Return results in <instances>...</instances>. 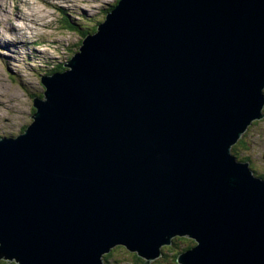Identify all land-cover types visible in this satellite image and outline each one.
Returning <instances> with one entry per match:
<instances>
[{
  "label": "water",
  "instance_id": "obj_1",
  "mask_svg": "<svg viewBox=\"0 0 264 264\" xmlns=\"http://www.w3.org/2000/svg\"><path fill=\"white\" fill-rule=\"evenodd\" d=\"M63 66L0 140V260L187 237L177 264H264V179L231 153L264 117V0H118Z\"/></svg>",
  "mask_w": 264,
  "mask_h": 264
},
{
  "label": "rangeland",
  "instance_id": "obj_2",
  "mask_svg": "<svg viewBox=\"0 0 264 264\" xmlns=\"http://www.w3.org/2000/svg\"><path fill=\"white\" fill-rule=\"evenodd\" d=\"M4 1L0 0V39L11 43L14 40L10 35L13 33L12 28L20 24L21 29L15 30V35L21 37L24 31V35L29 36L24 40H32V43L29 41L25 45L18 44L19 47L11 51L14 45L7 49V46L11 45L0 44V140L18 136L25 126L31 123L35 110L33 98L42 97L44 91L40 76L50 74L53 66L67 62L78 50L83 37L104 19L106 12L117 2L63 0L62 6L53 8L60 0ZM47 5L52 9H48L50 7ZM18 14L22 15L17 16ZM37 20L43 21L48 27L43 26L26 32L28 25H36L30 22ZM6 38H10L9 41ZM8 51L11 55H8ZM262 112L264 113V108ZM241 137L246 147L239 146L237 154L231 149V153L239 161L248 156L249 166L252 163L254 165V168L250 167L253 174L264 179V117L249 125ZM175 240L170 245L163 246L161 255L149 264H177V254L187 246L194 245L190 238L180 237ZM108 253L110 255L105 259ZM108 253L102 256V264H141L144 260L136 253L118 245ZM0 264L5 262L0 260Z\"/></svg>",
  "mask_w": 264,
  "mask_h": 264
},
{
  "label": "bare ground",
  "instance_id": "obj_3",
  "mask_svg": "<svg viewBox=\"0 0 264 264\" xmlns=\"http://www.w3.org/2000/svg\"><path fill=\"white\" fill-rule=\"evenodd\" d=\"M2 2H5L4 0H2ZM1 2V3H2ZM59 2H61L60 4H59ZM59 2H57V4L55 5V6H53V8L55 7V8H58L59 6H62V4H63V0H60ZM64 4H66V3H64ZM67 5V4H66ZM47 6H49L50 8H48V9H52V7L50 6V5H47ZM23 13H25V12H23ZM22 14H18L17 16H21ZM16 16V17H17ZM30 24H36V25H34V26H30V25H28V27H29V29L28 30H26V32H28V31H31V30H33V29H36V28H39V27H43V26H45V27H48V25H46V24H43V21H39V20H37V21H34V22H30ZM50 26H51V21H50ZM21 25L20 24H18V25H15V26H13V33H11L10 35L11 36H13L14 37V40L13 41H11V43H9V42H6V41H3L2 39H0V44L2 43V44H4V45H7V43L9 44V45H11V46H7V49L9 48V47H12L13 45H14V47H12L11 49H10V51L11 50H15V48H17V47H19V45H25V43H27V42H29L30 41V43H32V40H29V41H26V40H24V39H26V38H29V36H27V35H24V31H22L23 32V34H22V36L21 37H17L16 35H15V30L16 31H19L21 28ZM47 34H49V33H47ZM9 39L10 38H6V40H8L9 41ZM26 41V42H25ZM29 43V44H30ZM19 44V45H18ZM17 45V46H16ZM16 51H18V50H16ZM19 51H20V49H19ZM18 51V52H19ZM9 52V51H8ZM8 55H11L10 54V52L8 53ZM14 57H15V54H14ZM187 238V237H186Z\"/></svg>",
  "mask_w": 264,
  "mask_h": 264
},
{
  "label": "trees",
  "instance_id": "obj_4",
  "mask_svg": "<svg viewBox=\"0 0 264 264\" xmlns=\"http://www.w3.org/2000/svg\"><path fill=\"white\" fill-rule=\"evenodd\" d=\"M118 1V0H117ZM117 3V2H116ZM115 5V4H114ZM113 6H111V8H112ZM111 8L109 9V10H111ZM108 10V11H109ZM107 11V12H108ZM97 25V24H96ZM96 25H94V28H91L90 29V33H93L94 31H95V29H96ZM65 69V67L63 66V64L62 65H57V66H53V68H52V70L50 71V73H53V72H60V71H63ZM34 111V110H33ZM26 129V126H25V128L22 130V131H24ZM239 146L240 147H243V148H245L246 147V144H245V142L244 141H242V137H240L239 138V140L237 141V143L235 144V145H233L232 146V150H233V153L234 154H237L238 152L236 151L238 148H239ZM248 160V156H245V157H242L241 158V161H247ZM249 165V164H248ZM249 167H252V168H254V165H253V163L251 164V166H249ZM177 238H179V237H177ZM176 238H173V240H172V242L173 241H176L175 240ZM189 247H191V246H187L185 249H187V248H189ZM184 249V250H185ZM110 255V253H108L106 256H105V259H107V256H109ZM135 259H136V257H135ZM2 262H5V264H14V263H8V262H6V261H2ZM142 262H144V260H142L141 261V264H142ZM107 263V262H106ZM108 264V263H107Z\"/></svg>",
  "mask_w": 264,
  "mask_h": 264
},
{
  "label": "clouds",
  "instance_id": "obj_5",
  "mask_svg": "<svg viewBox=\"0 0 264 264\" xmlns=\"http://www.w3.org/2000/svg\"><path fill=\"white\" fill-rule=\"evenodd\" d=\"M99 23V22H98ZM51 74V73H50ZM44 75V74H43Z\"/></svg>",
  "mask_w": 264,
  "mask_h": 264
},
{
  "label": "flooded vegetation",
  "instance_id": "obj_6",
  "mask_svg": "<svg viewBox=\"0 0 264 264\" xmlns=\"http://www.w3.org/2000/svg\"><path fill=\"white\" fill-rule=\"evenodd\" d=\"M15 264V263H14Z\"/></svg>",
  "mask_w": 264,
  "mask_h": 264
}]
</instances>
